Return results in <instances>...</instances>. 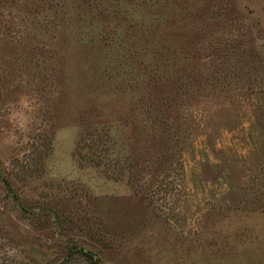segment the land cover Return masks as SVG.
Returning <instances> with one entry per match:
<instances>
[{
  "label": "rangeland",
  "instance_id": "obj_1",
  "mask_svg": "<svg viewBox=\"0 0 264 264\" xmlns=\"http://www.w3.org/2000/svg\"><path fill=\"white\" fill-rule=\"evenodd\" d=\"M190 1L0 0V264H264V0Z\"/></svg>",
  "mask_w": 264,
  "mask_h": 264
},
{
  "label": "trees",
  "instance_id": "obj_2",
  "mask_svg": "<svg viewBox=\"0 0 264 264\" xmlns=\"http://www.w3.org/2000/svg\"><path fill=\"white\" fill-rule=\"evenodd\" d=\"M40 1H41V4H44V9H46L47 11L50 10V9H52L53 7H55V8L58 9L59 13H61V12L63 13L64 12L65 5H67V3L68 2H71L72 0H40ZM190 2L191 1L188 0V2H187L188 3V6L190 5ZM204 4H205V2L199 3V4L196 3V4H194V6L192 8H196L197 10H199L196 13L197 14H201L203 11L209 10V9H206V7L201 8V6H203ZM210 10L213 13L208 18L217 19L218 17H220L221 13L218 10H216V9H215V11H213V9H210ZM44 18H45V26H48V24L50 23V21H48V15L45 14ZM227 32H229V31L227 30ZM223 33H225V32H222V34ZM221 42L224 45L223 46H219V47L220 48H224V46L226 44H228V46H229L231 41H230V38H229V39H225V40H223ZM146 43H148V39L147 38H143L142 39V44L140 45V50L143 51L144 53L147 50V48H145V46H144ZM228 52H230V53H228ZM242 52H244V51L241 50V49H236L235 50V49H233V47H226L223 50H220L218 52L212 53V55H210V56H213L212 59L215 60V61H217L216 59L219 60V58H220L221 55L223 57H225L223 60L220 59L217 64H214V67L218 70L219 74L224 77V79H226L227 77H230L231 75H235V73H237V74L240 73L239 68L230 67L228 65V62H225L224 61L226 59V57L229 55V57L231 58L232 56H234V54L238 55V54H240ZM151 58L153 60H155V59H158V56H156L153 53L152 56H151ZM163 65H164V63H163ZM149 96L150 95H147L144 98L142 97V99L141 98L138 99L139 101H142L143 102L142 105L144 107L146 105V102H152V101H154V99L157 98L156 96H154V97H149ZM172 101H177V99H172ZM159 103H160V105H165L166 108L169 107V105H167L165 101H160V98H159ZM147 105L151 109L150 112H149V114L151 116L153 115L152 116V121L158 120V118H159L158 115L162 114V111L160 110V108H157L156 107V103L153 104V107L150 106L149 104H147ZM181 113H182L181 111L180 112L178 111L173 116L167 114L166 117H164L165 120H167V123L164 126V128L165 127L167 128L166 129V134L168 136H171V138H172L171 140L172 141H174L176 139V137L182 138L185 135V132H186V126L184 125V122L182 120V117H184V116ZM88 133H91L92 134L91 136H95V139L94 140L97 143H102V144L105 143V138L106 137L108 138V136H109L107 134V131L105 130L104 127H101V128L100 127H94L93 130L90 131V132H88ZM86 136H88L87 133H86V135H83V137H86ZM106 141H107V139H106ZM174 142H176V141H174ZM84 147H85L84 144H82L80 148H84ZM43 156H46V151H45V153H44ZM179 156H180L179 153H177V152L175 153V151H174L173 161L177 163V161L179 160ZM94 157H95V159H92V158H88V156H85L84 155L82 157V160L85 161V162H87L88 160H90L89 162H91V164H93L95 166H99V167H100V165L101 166H106L107 165V170H108V168H109L108 166H111V167L114 166V161H115L117 155H115V156H113L111 158L110 157L109 148H107V150H106V148L102 146L96 153H94ZM102 159H104L106 163L103 162ZM116 167H119V168H117V170H119V171L116 172L118 175H116L115 178H121L123 176V173L125 171L123 170V168L120 167V164L119 163H116ZM130 168L131 167H128L127 171ZM132 169H133L134 174L138 171L137 168H132ZM104 170L107 173L106 169H104ZM90 262L92 264H97V261L96 260H92L91 259Z\"/></svg>",
  "mask_w": 264,
  "mask_h": 264
}]
</instances>
